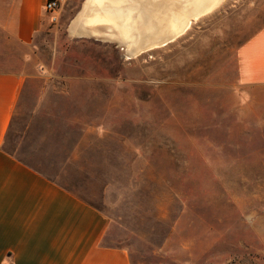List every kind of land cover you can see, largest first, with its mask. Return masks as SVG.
Segmentation results:
<instances>
[{"label": "rangeland", "instance_id": "rangeland-1", "mask_svg": "<svg viewBox=\"0 0 264 264\" xmlns=\"http://www.w3.org/2000/svg\"><path fill=\"white\" fill-rule=\"evenodd\" d=\"M12 1L0 72L25 82L5 149L103 211L131 264H264V86L240 87L237 68L264 0H223L134 58L76 35L85 0L20 45L3 29Z\"/></svg>", "mask_w": 264, "mask_h": 264}, {"label": "crops", "instance_id": "crops-1", "mask_svg": "<svg viewBox=\"0 0 264 264\" xmlns=\"http://www.w3.org/2000/svg\"><path fill=\"white\" fill-rule=\"evenodd\" d=\"M44 2L13 0L6 36L30 46L49 22ZM237 68L240 87L264 86V28L239 48ZM24 82L0 72V264H131L125 249L105 243L103 211L5 149Z\"/></svg>", "mask_w": 264, "mask_h": 264}, {"label": "bare ground", "instance_id": "bare-ground-1", "mask_svg": "<svg viewBox=\"0 0 264 264\" xmlns=\"http://www.w3.org/2000/svg\"><path fill=\"white\" fill-rule=\"evenodd\" d=\"M223 0H85L72 21L76 35L104 38L138 57L166 46L187 31L192 20Z\"/></svg>", "mask_w": 264, "mask_h": 264}, {"label": "built area", "instance_id": "built-area-1", "mask_svg": "<svg viewBox=\"0 0 264 264\" xmlns=\"http://www.w3.org/2000/svg\"><path fill=\"white\" fill-rule=\"evenodd\" d=\"M63 0H45L42 11L49 16V22L56 24L59 20L60 8Z\"/></svg>", "mask_w": 264, "mask_h": 264}]
</instances>
